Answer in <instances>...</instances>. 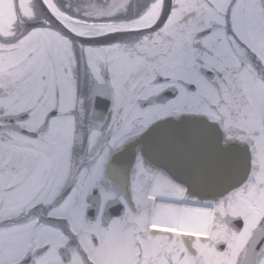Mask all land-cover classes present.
Here are the masks:
<instances>
[{"label": "snow or ice", "instance_id": "obj_1", "mask_svg": "<svg viewBox=\"0 0 264 264\" xmlns=\"http://www.w3.org/2000/svg\"><path fill=\"white\" fill-rule=\"evenodd\" d=\"M0 264H264V0H0Z\"/></svg>", "mask_w": 264, "mask_h": 264}]
</instances>
